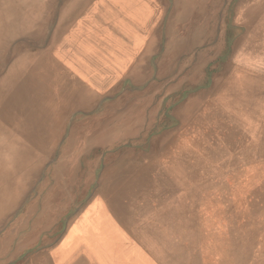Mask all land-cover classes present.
I'll return each instance as SVG.
<instances>
[{
	"label": "bare ground",
	"instance_id": "1",
	"mask_svg": "<svg viewBox=\"0 0 264 264\" xmlns=\"http://www.w3.org/2000/svg\"><path fill=\"white\" fill-rule=\"evenodd\" d=\"M161 1L0 0V264L18 262L37 245L20 264H264V108L252 109L264 100V79H245L244 67L228 64L206 90L191 95L176 113V129L145 151L105 155L92 194L86 182L71 196L80 154L94 143L118 148L119 139L137 134L134 125L154 120L172 89L145 85L147 101L157 104L148 116L139 109L146 102L126 103L140 97L131 87L125 96V82L173 78L172 68L157 64L177 63L194 44L196 36L186 33L197 30L196 13L206 0H177L169 22ZM205 29L202 23L199 32ZM243 94L255 100L248 111ZM117 95L93 111L102 98ZM247 112L259 125L246 131L258 132L257 143L244 146L233 141L239 132L231 125ZM217 132L225 136L219 143L212 139ZM99 160L89 163L90 174ZM47 162L52 188L43 176ZM213 175L224 177L214 188ZM221 189L231 195L220 196ZM31 194L34 205L17 219ZM196 194L207 197L204 205L186 215L184 202ZM77 201L85 202L75 211ZM200 212L208 215L197 220ZM170 247L177 262L166 258Z\"/></svg>",
	"mask_w": 264,
	"mask_h": 264
},
{
	"label": "rangeland",
	"instance_id": "2",
	"mask_svg": "<svg viewBox=\"0 0 264 264\" xmlns=\"http://www.w3.org/2000/svg\"><path fill=\"white\" fill-rule=\"evenodd\" d=\"M176 1L177 0H162L161 1L164 5L165 12H166V19H165L166 22L167 21L169 22L168 18L170 16H173V18H174ZM263 5H264V0H206L204 9L203 10L201 9L200 12L196 13L198 16V20H195L194 26H196L195 29H197L198 31L194 30V28H193V29H190L189 32L186 33L188 38H192L193 36L195 38V36H196L195 41H193L194 44H191L190 46H188V50L185 51V54L182 57H180V59H178L179 61L177 63H175V64L173 63V65H171V64L170 65L169 64L168 65L167 64L162 65L161 63L157 64V67L159 69L161 68L162 71H166V68H168V67L172 68L171 70H174L176 72L173 75H176V76H173V78L171 77L168 79H166V78L165 79H159V78H157V75H154L150 78L149 81L144 80L142 82H136V83H134L133 86L131 85L132 83H130L131 82L130 80H127L125 82L126 86L125 85L124 86L126 89L124 88L123 94L126 93L125 96H127L128 92L131 90L130 92H133L136 94V96L138 95L137 97H140L138 100L130 98L126 101V103H128L130 100H131V103H134V104H140L139 101L141 103L146 102L147 104H145V105L140 104L141 106L139 109L148 110V116H149L150 112L153 113V111L157 107V104L154 101H147L148 98L142 93V91L145 90V87H146L145 85L151 84L153 87L156 88L157 85H160L163 83L166 86L168 85V87L172 88L170 90V93L163 96L162 104H160L155 111L154 120L149 122L148 120L145 119V120H143L142 124L139 123L138 121H135L134 122L135 124H137V122L139 123L138 125H134V126L139 128L137 130L138 131L137 134H135L134 136L131 135V136L123 137V138L119 139L118 148H116L115 150H110V149H107V146L103 147V146L99 145L98 143H94L87 149V151L80 154V156L78 158L77 169H76L75 173L73 174L74 179H73V189L71 190V196L75 197L79 193H81V191L85 188L86 182H89V186H90L88 193H87L88 197L92 194L94 188L97 185V181L100 177V174L102 173L103 157L105 155L113 153V152L121 151V150H125V152L130 151L131 154H133V153L137 154V152L139 153L141 151H145V148L149 145V143L150 144L152 142L154 143L155 139L165 138L168 135L169 131L175 130L176 129L175 125H178L177 124L178 119L176 118L177 111H179V109L186 102L189 101L191 95H193V94H195L201 90H206L209 87V85L211 84L212 80L217 76V74H220V72H222V73L224 72V74H225L226 73L225 72L226 67L228 64H233L234 66H237L239 68L244 67L243 69L247 70V72H246V74H244V72H243L242 77L244 76L245 79L247 77L248 78L259 77V78L264 79V26H263L264 25V8H263ZM256 10H258V11L255 12ZM202 23H205L206 29L199 32L200 25ZM183 26H184L183 22H179L177 24H176V22L174 23V27L177 29L182 28ZM256 26L257 27L259 26L261 28H259V27L257 28ZM243 37L246 39L245 42H241ZM261 37L263 39H261ZM254 40H256V41H254ZM236 41H237V43H236ZM253 41L255 44L253 43ZM164 43L165 42L161 43L160 54L164 53V51H163L164 46H165ZM162 44H164V45H162ZM256 45L257 46L259 45V46L256 47ZM243 46H247V47L244 48ZM253 48H254V50H252ZM256 48H258V49H256ZM241 50H242V52H240ZM239 52H240V54H239ZM240 56H241V58H240ZM244 56H246V57H244ZM258 57H259V59H258ZM243 59H244V61H243ZM185 63H187V64L185 65ZM180 67H182V70L179 74L177 71ZM158 68H156V69L158 70ZM248 70H250V71H248ZM170 74H172V73H169V75ZM193 75H195L196 77L191 78V77H194ZM204 77H205V80H204ZM165 80H166V82H165ZM179 82H181V84ZM198 82H199V84H198ZM192 84H198V85L197 86L195 85L193 87ZM130 87H131V89H130ZM135 88H138L139 90H136ZM133 90H136V91H133ZM137 92H140V93H137ZM158 93L159 92H156L155 94L153 93L150 97L156 96ZM123 94H122V96H123ZM117 96H115L113 98H106L105 97L106 99L102 98L97 103V106L94 108L93 111H101L105 107V104L113 103L114 101L115 102L118 101L120 96L119 95H117ZM243 97H245L247 99V94H243ZM252 101H255V100L253 97L251 98L250 96L248 97L247 100H245V103L247 104V111L250 108H252L251 106L254 105V104L253 105L251 104ZM258 102H260V103H257L258 105H256L255 108L254 107L252 108L256 112H257V110L264 108V100H258ZM240 106H241V104H238V105L235 104V106L233 108H236V107L240 108ZM100 107H102V108H100ZM238 110L239 109H237V112H235V114H237L239 112ZM82 112L83 111H79L76 113L78 114V113H82ZM77 114H74L73 116L78 118ZM247 115L248 116H244L241 118L240 113H239L237 115V119H238L239 123L237 122L235 124L234 122L232 123V121H231V123H232L231 127L236 128V130L239 132V136H237L235 138L236 140H233V141H236L239 145L244 144V146H247V143L248 144H251L253 142L257 143V142H255L254 139H256V135L258 134V132L254 130L251 132V134L249 136H247L246 131H247V128L249 126L253 127V129H255L259 125L258 123L255 122L254 119H253L254 120L253 121L252 119L248 118V117H250L248 112H247ZM128 129H130V126ZM257 129H258V127L256 128V130ZM220 133L221 132L213 133L214 137H212V139H214V142L219 143V140L222 137H225L223 135H220ZM242 134H243V136H242ZM240 135H241V137H240ZM195 137L197 138L198 136H195ZM195 137L188 136L187 140L193 139L196 141ZM227 139H229V138H226V140ZM224 143H225L224 146H226V142H224ZM133 149H135V150L133 151ZM94 151H96V152H94ZM245 152H244V155L247 156V152L246 153ZM258 152H259L258 150L254 151V153H258ZM136 154L133 156H136ZM228 154L226 155L227 159H229ZM253 157L254 156H252V160L259 161L257 156L254 158ZM99 158H100V160H99V164L97 165V168L95 169L94 172H92L90 174L89 163H92V162L96 161V159H99ZM237 158L239 160H241V156H238ZM47 163H45L44 168H43V176L48 177V181H50L49 183H51L48 187L52 188L51 186L55 185L53 183L54 181L51 179V176H50L52 165L50 164V162H47ZM89 175H91V178L93 180L91 178L88 180ZM222 177L223 176H221L219 178L214 177V175L212 176V178H217L216 180L213 181L212 188L216 187L217 183L221 182L222 179H224V177L223 178ZM221 186H224L223 182H222ZM196 188H198V187L196 186ZM221 191H224V192H222L220 196H230L231 195V193L228 190L221 189ZM189 196L193 197V196H191V194H189L188 197ZM195 196H196V198L194 197L192 200L194 202H191V200L186 201V203L184 202V205H185L184 210H185L186 215L189 214L188 212L190 209L197 208V205L202 207L204 205L203 202L205 201V198H207L206 196H204L202 198V197L198 196L197 194ZM208 198H210V197H208ZM35 200H36L35 194L29 195L26 198V200H24L22 209L19 210V212L16 215V218L19 219L20 217L25 215L26 210L30 206L34 205ZM210 200H211V198H210ZM84 202L85 201H77V204L75 205L74 210L76 211V209L77 210L80 209L83 206ZM63 203H65V201H63ZM71 208L72 207L68 208L69 209L68 213H70ZM72 213L73 212H71L68 216H71ZM204 214L208 215V213H204ZM205 215H203L200 212L196 219L197 220L202 219V218L206 217ZM55 225L56 224H54V226ZM42 236L43 235L41 233L35 238L36 243L42 239ZM174 240L175 239H172L170 237V242H175ZM168 241H169V239H168ZM246 242H247V240L245 241V243ZM39 246L40 245H37L35 248H27L26 250H24L19 256V261L18 262L13 261L14 263L12 262V264H20V262H24L27 258H30L31 254H34L36 251H38ZM156 251H157V248H156ZM11 253H13V252L11 251ZM177 253L178 252L176 249H174V247H172V248L170 247L168 250H166L165 255H166V258L171 263H173V262H177L180 259L179 254H177Z\"/></svg>",
	"mask_w": 264,
	"mask_h": 264
}]
</instances>
